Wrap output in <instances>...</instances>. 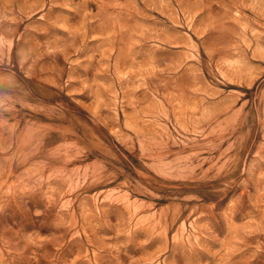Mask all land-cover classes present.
Returning <instances> with one entry per match:
<instances>
[{"label": "rangeland", "instance_id": "1", "mask_svg": "<svg viewBox=\"0 0 264 264\" xmlns=\"http://www.w3.org/2000/svg\"><path fill=\"white\" fill-rule=\"evenodd\" d=\"M0 264H264V0H0Z\"/></svg>", "mask_w": 264, "mask_h": 264}]
</instances>
